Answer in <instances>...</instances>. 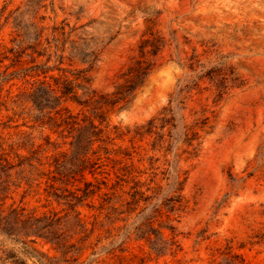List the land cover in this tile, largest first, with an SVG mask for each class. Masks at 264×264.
Here are the masks:
<instances>
[{
	"label": "rangeland",
	"instance_id": "374dc122",
	"mask_svg": "<svg viewBox=\"0 0 264 264\" xmlns=\"http://www.w3.org/2000/svg\"><path fill=\"white\" fill-rule=\"evenodd\" d=\"M7 2L6 14L46 17V24L66 19L76 27L73 37L97 47L98 59L63 65L91 68L100 89L113 90L143 38L157 40L147 84L111 116L124 131L116 147L134 151L142 168L155 163L187 177L190 201L176 222L182 248L150 263L264 264V0H0V24ZM39 2L43 6L33 9L31 3ZM14 35L10 22L0 39L13 45ZM24 59L32 64L29 55ZM12 83L13 94L27 85L18 78L5 84L1 117L14 125L11 132H32L44 141L47 131L34 122L32 106L9 96ZM25 201L43 208L47 199L30 194ZM38 248L55 253L49 244Z\"/></svg>",
	"mask_w": 264,
	"mask_h": 264
},
{
	"label": "trees",
	"instance_id": "16d2710c",
	"mask_svg": "<svg viewBox=\"0 0 264 264\" xmlns=\"http://www.w3.org/2000/svg\"><path fill=\"white\" fill-rule=\"evenodd\" d=\"M8 3L0 36L10 22L16 35L13 45L0 39V264H26L18 252L37 264H151L178 252L176 222L190 201L187 177L155 163L142 168L134 151L116 147L124 131L111 122L155 70L157 40L143 38L113 90H104L94 85L91 68L63 65L66 59L92 65L98 59L97 47L73 37L76 27L66 19L46 24V17L6 14ZM31 4L35 10L43 6ZM25 55L32 64L26 65ZM6 59L12 62L4 64ZM14 78L27 85L13 94L12 83L9 96L35 110L34 122L47 131L42 142L32 132H11L14 125L1 117L3 89ZM30 194L46 196L43 208L25 201ZM39 244L55 253L40 251Z\"/></svg>",
	"mask_w": 264,
	"mask_h": 264
}]
</instances>
